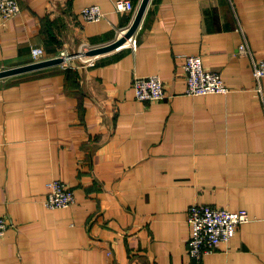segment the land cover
<instances>
[{"label": "crops", "instance_id": "0c3cea01", "mask_svg": "<svg viewBox=\"0 0 264 264\" xmlns=\"http://www.w3.org/2000/svg\"><path fill=\"white\" fill-rule=\"evenodd\" d=\"M0 28V69L115 41L135 20L116 0H18ZM106 13L87 21L81 11ZM134 38L95 55L0 78V264H264V0H150ZM201 54L228 93L187 94L184 57ZM159 74L167 96L136 98L133 79ZM56 179L76 193L51 209ZM237 210L229 244L191 257L189 207Z\"/></svg>", "mask_w": 264, "mask_h": 264}, {"label": "built area", "instance_id": "2783aa9c", "mask_svg": "<svg viewBox=\"0 0 264 264\" xmlns=\"http://www.w3.org/2000/svg\"><path fill=\"white\" fill-rule=\"evenodd\" d=\"M115 8L117 11L132 10L134 3L132 0H116ZM20 11L21 6L18 0H0V28L6 27ZM81 13L87 21H97L106 15L98 4L84 7ZM127 29L121 30L119 37L124 35ZM126 43L135 47L137 39L133 35ZM88 49L84 48L76 53L63 51L61 56L66 57L65 65L70 64L72 59L77 57L87 65H95V56L82 55ZM239 49L251 57L256 90L257 93L262 94L264 57H256L254 50L246 40L239 45ZM32 55V61L44 59V48L34 47ZM183 67L187 82L185 92L189 95L228 93L231 90L230 85L226 83L220 72L206 66L205 59L201 54L185 55ZM133 87L136 98L141 101H159L167 96L164 79L159 74L137 75L133 79ZM75 202V190L66 181L56 179L52 182L51 190L45 201L47 207L51 209L71 207ZM250 218V213L245 208L233 210L226 206L207 202L193 203L188 210V221L191 227L188 241L190 256L201 259L204 255L217 251L222 244H229L236 236L239 226L250 221ZM8 225L7 215L0 213V239L4 237Z\"/></svg>", "mask_w": 264, "mask_h": 264}, {"label": "water", "instance_id": "95a60500", "mask_svg": "<svg viewBox=\"0 0 264 264\" xmlns=\"http://www.w3.org/2000/svg\"><path fill=\"white\" fill-rule=\"evenodd\" d=\"M150 3V0H142L141 4L138 8L137 15L135 17V20L133 23L128 27L126 33L122 35L121 37L117 38L115 41H112L111 43L103 44V45H97L89 48L86 50L82 55L85 56H95L97 54L107 52L113 49H116L123 44L126 43V41L135 34L138 26L140 25L144 14L148 8V5ZM66 60V57L64 56H56L52 58H46L42 59L40 61H32L28 63H24L21 65L11 66L7 68L0 69V78L7 77L10 75L27 72L35 69H40L43 67H47L50 65L63 63Z\"/></svg>", "mask_w": 264, "mask_h": 264}, {"label": "rangeland", "instance_id": "374dc122", "mask_svg": "<svg viewBox=\"0 0 264 264\" xmlns=\"http://www.w3.org/2000/svg\"><path fill=\"white\" fill-rule=\"evenodd\" d=\"M70 63H74V58L72 59V61Z\"/></svg>", "mask_w": 264, "mask_h": 264}]
</instances>
